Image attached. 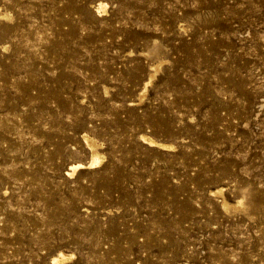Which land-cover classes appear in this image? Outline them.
I'll use <instances>...</instances> for the list:
<instances>
[{"label": "rangeland", "instance_id": "obj_1", "mask_svg": "<svg viewBox=\"0 0 264 264\" xmlns=\"http://www.w3.org/2000/svg\"><path fill=\"white\" fill-rule=\"evenodd\" d=\"M0 31V264H264V0H0Z\"/></svg>", "mask_w": 264, "mask_h": 264}, {"label": "bare ground", "instance_id": "obj_2", "mask_svg": "<svg viewBox=\"0 0 264 264\" xmlns=\"http://www.w3.org/2000/svg\"><path fill=\"white\" fill-rule=\"evenodd\" d=\"M6 7V6H5ZM99 8V7H98ZM100 8L101 9H103V10H105L106 9V6L105 5H103V4H101L100 5ZM12 9V8H11ZM93 15H94V13H93ZM96 15V14H95ZM18 16V15H17ZM15 21H16V19H15ZM16 22H18V21H16ZM31 26V25H30ZM10 27V26H9ZM4 30V29H3ZM9 29L7 28V31H8ZM1 32V31H0ZM9 32H11V31H9ZM2 33V32H1ZM5 33H7V32H5ZM10 34V33H9ZM0 35H2V34H0ZM7 35V34H6ZM4 36V35H3ZM3 36H1V37H3ZM4 38V37H3ZM2 38V39H3ZM9 39V38H8ZM10 40V39H9ZM9 43V42H8ZM65 54V53H64ZM23 58V57H22ZM81 69V68H80ZM46 74V73H45ZM76 76V75H75ZM62 83V82H61ZM171 130V129H170ZM147 140L151 143V145H158V146H162V147H171V145H166V144H162V142L161 143H158V142H156L154 139H151V138H147ZM88 141H89V143H90V145L92 146V148H93V154H92V165H95V164H98V163H100V161H101V156H100V154L98 153V151L96 150V143H95V141H93V140H90V139H88ZM165 143V142H164ZM76 168H78V167H76ZM75 169V168H74ZM219 188V187H218ZM223 188V187H222ZM214 190H216V188L214 189ZM241 190V189H240ZM239 194V193H238ZM240 201V200H239ZM242 201V200H241ZM236 203V202H235ZM66 259H68V255L67 254H64V253H60V255L57 257V258H55L54 259V261L56 262V263H60V262H62V261H65Z\"/></svg>", "mask_w": 264, "mask_h": 264}]
</instances>
